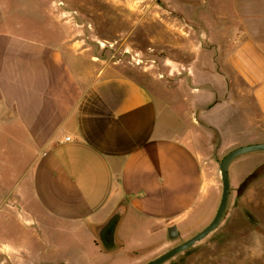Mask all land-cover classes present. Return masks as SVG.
<instances>
[{
    "label": "crops",
    "instance_id": "crops-1",
    "mask_svg": "<svg viewBox=\"0 0 264 264\" xmlns=\"http://www.w3.org/2000/svg\"><path fill=\"white\" fill-rule=\"evenodd\" d=\"M257 1L258 13L236 4L237 31L218 33L221 62L192 63L184 73L169 62L180 73L151 89L90 56L72 35L0 30V140L24 137L41 150L31 172L39 225L76 243L75 264H113L121 253L142 264L170 245V227L200 208V229L210 223L222 183L209 175L208 153L215 137L241 130L235 95H250L256 109L244 104L249 134L257 114L264 120V0ZM2 14L0 4V25ZM208 69L216 74L191 77ZM25 235L2 244L8 264H38L14 248L28 251L36 234Z\"/></svg>",
    "mask_w": 264,
    "mask_h": 264
},
{
    "label": "rangeland",
    "instance_id": "rangeland-1",
    "mask_svg": "<svg viewBox=\"0 0 264 264\" xmlns=\"http://www.w3.org/2000/svg\"><path fill=\"white\" fill-rule=\"evenodd\" d=\"M58 2H63L66 9L77 11V17L69 22V18L62 16ZM0 4L3 12L0 30L9 27L28 32L61 31L72 35L90 56L134 76L150 89L155 86L154 80L166 82L183 71V66L221 62L213 47L218 33L237 31L232 22L234 18L239 19L234 6L251 5L253 10L262 9L257 0H0ZM262 11L260 15L264 14ZM100 43H105V48ZM107 43L114 44V47L110 48ZM125 49L155 58L157 69L144 71L132 66L124 54ZM173 61L178 63L179 71L170 69L168 63ZM158 73L164 74V78H159ZM212 73L216 74V71L197 70V74L194 71L191 77L205 78ZM243 84L241 81L240 85ZM235 98L242 108L241 130L222 134L217 151L218 138L215 137L213 148L208 153V172L217 180L220 179L218 162L227 152L238 146L264 142V120L259 114L256 127L250 129V134L246 131L244 104L251 112L256 111L250 95H235ZM9 140H0V264L10 261L9 248L2 244H7L9 238L13 241L20 236L27 238L26 231L28 234L34 232L36 237L29 238L27 254L24 247L14 244L16 251H24L23 256L38 264H75L78 257L76 243L68 235L39 225L43 212L33 195L31 172L41 150L24 137ZM262 156L264 152H253L233 161L229 167V202L215 231L164 264H264ZM250 171L252 173L240 181ZM220 200L221 196L217 199L212 218ZM204 211L205 207H202L191 215L178 229L179 237L154 259L201 231L205 225ZM55 243L59 244L60 252L56 246L50 247ZM135 259L130 254L121 253L115 255L112 262L132 264Z\"/></svg>",
    "mask_w": 264,
    "mask_h": 264
},
{
    "label": "water",
    "instance_id": "water-1",
    "mask_svg": "<svg viewBox=\"0 0 264 264\" xmlns=\"http://www.w3.org/2000/svg\"><path fill=\"white\" fill-rule=\"evenodd\" d=\"M221 142H222L221 138L220 136H218V144L216 147V151L220 148ZM253 152H264V142L238 146L226 153V155L222 158V160L218 162L220 179L222 183V194L217 211L214 217L212 218V220L210 221V223L206 227H204L201 231H199L198 233H196L186 241L172 247L168 251L164 252L163 254L159 255L158 257H156L155 259L151 260L146 264H164L169 260H171L172 258L176 257L177 255L193 247L195 244L202 241L207 236H209L213 231H215L226 211L230 198L231 184L229 177V167L237 157ZM112 234L113 231L108 232V236H111ZM168 237L171 240H174L179 237V232L177 227L172 226L169 228ZM106 242H109V240H107Z\"/></svg>",
    "mask_w": 264,
    "mask_h": 264
},
{
    "label": "built area",
    "instance_id": "built-area-1",
    "mask_svg": "<svg viewBox=\"0 0 264 264\" xmlns=\"http://www.w3.org/2000/svg\"><path fill=\"white\" fill-rule=\"evenodd\" d=\"M57 5L62 10V16L70 19L69 22L74 20L77 17V11L66 9V6L63 2H58ZM100 45L104 48L106 46L105 43H100ZM107 46H109L110 48H113L114 44L107 43ZM151 52L152 51L150 50L149 53ZM124 54H126L129 57V63L132 66L141 68L144 71H151V70L157 69L158 67L157 60L155 58L147 57L142 52H138V51L136 52V51H131L130 49H125ZM157 76L159 78H164V74L162 73H158Z\"/></svg>",
    "mask_w": 264,
    "mask_h": 264
},
{
    "label": "flooded vegetation",
    "instance_id": "flooded-vegetation-1",
    "mask_svg": "<svg viewBox=\"0 0 264 264\" xmlns=\"http://www.w3.org/2000/svg\"><path fill=\"white\" fill-rule=\"evenodd\" d=\"M113 225H114V224L112 223V224L109 225V227H110V226H113ZM109 227H108V228H109ZM108 228L102 229L101 233H102V234H105V232L107 231Z\"/></svg>",
    "mask_w": 264,
    "mask_h": 264
}]
</instances>
